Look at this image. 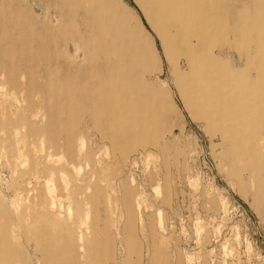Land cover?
Wrapping results in <instances>:
<instances>
[{
	"label": "rangeland",
	"instance_id": "obj_1",
	"mask_svg": "<svg viewBox=\"0 0 264 264\" xmlns=\"http://www.w3.org/2000/svg\"><path fill=\"white\" fill-rule=\"evenodd\" d=\"M119 1L132 12L156 52L158 63L148 83L162 89L161 115L150 116L146 109L136 117L147 125L153 120V129L148 125L147 133L158 146L141 148L126 141L125 147H111L89 128L83 148L76 143L74 149L81 150V155L89 148L92 160L79 159L77 166L56 171L66 164V158L62 149L50 146L52 129L46 133L43 128L59 118V111L67 114L68 103L42 98L36 90L27 100L25 78L23 91L8 82L0 84V121L11 120L15 127L0 130V195L11 208L9 223L23 260L26 264H264V156L245 165L231 159L230 139L226 142L216 124L211 126L195 115L183 100L149 17L135 0ZM241 1L209 0L205 4L226 12ZM35 6L40 12V5ZM245 54L244 49L225 44L220 57L228 64L237 62L234 70L246 74ZM158 69L162 71L157 76ZM80 114L75 110L69 118ZM70 132L68 126L62 133ZM20 154L24 164L18 162ZM42 168L56 172L50 180L44 175L36 185L31 178L29 188H35L34 193L23 191L31 171ZM90 184L101 187L102 193H93ZM36 192L45 198L50 192L57 195L55 215L60 224L72 226L62 233L60 249L53 250L49 244L39 247L18 228L23 208L28 213L37 208L40 198ZM29 216L24 218L27 224Z\"/></svg>",
	"mask_w": 264,
	"mask_h": 264
},
{
	"label": "bare ground",
	"instance_id": "obj_2",
	"mask_svg": "<svg viewBox=\"0 0 264 264\" xmlns=\"http://www.w3.org/2000/svg\"><path fill=\"white\" fill-rule=\"evenodd\" d=\"M45 1L56 10L55 15L42 6L44 0H0V84L8 82L23 91L25 78L27 100L36 90L42 98L68 103L67 114L59 111V118L43 128L46 133L52 129L50 146L62 149L66 158V164L56 171L77 166L79 159L92 160L89 148L81 155V150L74 149L76 143L83 148L89 128L111 147H125L126 141L141 148L158 146L147 133L153 120L147 125L143 118H137L146 109L150 116L161 115L162 89L148 83L158 62L151 40L132 12L119 0ZM135 1L160 37L164 59L187 106L208 124H216L226 142L230 139L228 150L234 162L245 165L263 157L264 0H242L226 12L212 3L205 4L209 0ZM37 4L40 12L35 11ZM222 43L246 51L243 64L250 67L246 74L234 70L237 62L228 64L221 59ZM156 71L158 76L162 70ZM75 110L81 114L70 119ZM25 120L20 119L19 126ZM13 125L11 120L0 121V130L15 128ZM82 125L84 129H80ZM68 126L71 132L63 136ZM154 129L156 132V126ZM22 158V154L17 156L19 163H23ZM56 171H31L23 191L34 193L35 188H29L31 178L36 185L44 175L50 180ZM92 188L93 193H102L98 185ZM35 195L40 198L38 209L28 213V208H23L18 228L39 247L49 244L53 250L60 249L62 233L72 226L60 224L55 215L57 195ZM3 201L0 195V264H26L10 227L11 208ZM27 216L29 224L24 222Z\"/></svg>",
	"mask_w": 264,
	"mask_h": 264
}]
</instances>
